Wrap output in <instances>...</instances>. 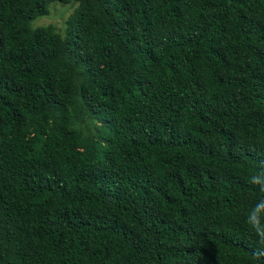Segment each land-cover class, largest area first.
<instances>
[{
    "label": "trees",
    "instance_id": "obj_1",
    "mask_svg": "<svg viewBox=\"0 0 264 264\" xmlns=\"http://www.w3.org/2000/svg\"><path fill=\"white\" fill-rule=\"evenodd\" d=\"M256 172L264 0H0V264H256Z\"/></svg>",
    "mask_w": 264,
    "mask_h": 264
},
{
    "label": "clouds",
    "instance_id": "obj_2",
    "mask_svg": "<svg viewBox=\"0 0 264 264\" xmlns=\"http://www.w3.org/2000/svg\"><path fill=\"white\" fill-rule=\"evenodd\" d=\"M249 183L264 191V172H256L249 177ZM246 223L255 239L253 256L256 264H264V198L252 205L246 215Z\"/></svg>",
    "mask_w": 264,
    "mask_h": 264
},
{
    "label": "rangeland",
    "instance_id": "obj_3",
    "mask_svg": "<svg viewBox=\"0 0 264 264\" xmlns=\"http://www.w3.org/2000/svg\"><path fill=\"white\" fill-rule=\"evenodd\" d=\"M74 4L70 3L62 5L58 2H53L48 6L49 12L46 16L37 17L32 23L33 27L44 26L51 24L55 27V31L60 32L63 28V21L73 11Z\"/></svg>",
    "mask_w": 264,
    "mask_h": 264
}]
</instances>
